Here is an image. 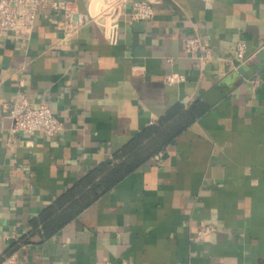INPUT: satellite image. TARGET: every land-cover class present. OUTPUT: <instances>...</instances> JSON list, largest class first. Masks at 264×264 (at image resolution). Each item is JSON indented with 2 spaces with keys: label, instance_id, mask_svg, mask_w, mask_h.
Returning a JSON list of instances; mask_svg holds the SVG:
<instances>
[{
  "label": "crops",
  "instance_id": "1",
  "mask_svg": "<svg viewBox=\"0 0 264 264\" xmlns=\"http://www.w3.org/2000/svg\"><path fill=\"white\" fill-rule=\"evenodd\" d=\"M60 21L46 5L27 39L0 31V254L16 264H264V0H159L151 18L120 20L116 44L92 22L63 38ZM192 35L211 48L202 68L181 47ZM237 39L250 56L235 68ZM169 72L185 80L166 83ZM17 91L47 102L63 128L10 135ZM173 110L160 149L57 224V198L88 192L101 162L120 163L114 155ZM204 224L213 230L195 239Z\"/></svg>",
  "mask_w": 264,
  "mask_h": 264
},
{
  "label": "built area",
  "instance_id": "2",
  "mask_svg": "<svg viewBox=\"0 0 264 264\" xmlns=\"http://www.w3.org/2000/svg\"><path fill=\"white\" fill-rule=\"evenodd\" d=\"M82 2L83 6L80 7L70 0H0V31L11 33L15 38L27 39L33 30L37 11L49 5L60 14L59 28L63 38H70L86 23L92 22L101 29L103 37L109 44H116L120 20L127 14L131 20L144 21L151 18L154 14V4L159 0H82ZM127 6L129 12L126 11ZM181 47L186 55L198 59L200 68L212 56L210 46L197 35L183 38ZM245 47V42L237 39L235 68L242 65L250 56L245 53ZM166 59L171 60L170 57ZM162 79L169 84L179 83L185 80V75L169 72L163 74ZM250 84L255 87L258 80L253 78ZM7 113L11 119L10 135L17 132L24 134L40 132L52 136L63 128L61 120L54 115L47 102L32 105L22 91L15 93L7 107ZM161 155V152H157L154 159L159 161ZM212 230L211 225L204 224L196 231L194 238L200 239ZM0 264H16L15 254H0Z\"/></svg>",
  "mask_w": 264,
  "mask_h": 264
},
{
  "label": "trees",
  "instance_id": "3",
  "mask_svg": "<svg viewBox=\"0 0 264 264\" xmlns=\"http://www.w3.org/2000/svg\"><path fill=\"white\" fill-rule=\"evenodd\" d=\"M203 108H191V114L199 113ZM173 111L158 120L156 125H152L146 129L143 133L138 134L127 145L120 149L115 154V158H121L120 163L111 164L109 161L101 162L90 174V183L88 185V192L83 191L81 188H71L66 190L57 200H55L53 207H48L50 211L54 208H59L62 211L61 217L59 216L57 224L64 223L67 219L75 215L82 207L85 206L87 200H92L98 192L108 188L119 175H124L130 169H133L143 159L149 155V152L156 151L162 147L169 136L173 135V131H169L163 127L166 119L172 114ZM169 131V133H168ZM152 137L148 144L141 145L142 137ZM164 136L168 138L165 139ZM149 137V138H150ZM146 145V146H145ZM119 169V170H118ZM97 178V180H94ZM43 211V213H45Z\"/></svg>",
  "mask_w": 264,
  "mask_h": 264
}]
</instances>
